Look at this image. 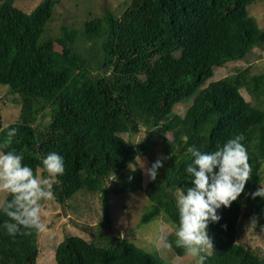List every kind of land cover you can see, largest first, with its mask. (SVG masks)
I'll use <instances>...</instances> for the list:
<instances>
[{
  "label": "trees",
  "instance_id": "16d2710c",
  "mask_svg": "<svg viewBox=\"0 0 264 264\" xmlns=\"http://www.w3.org/2000/svg\"><path fill=\"white\" fill-rule=\"evenodd\" d=\"M256 1L128 0L79 29L63 26L53 38L45 32L59 0H43L31 12L0 0V85L21 109L18 120L4 125L0 107V143L7 131L18 130L2 150L22 153L37 176L40 169L49 175L42 159L50 152L62 156L65 172L51 182L53 196L64 204L79 190L100 192L105 232L112 229L110 196L143 187L142 170L129 165L137 155L154 160L159 146L160 157L169 158L145 187L150 204L141 223L164 217L177 230V192L191 186L188 148L213 152L242 134L251 176L237 200L217 210L219 222L209 223L213 249L204 264H264L261 252L240 242L242 218L258 213L264 223V198L250 195L264 180V72L246 67L215 79L217 68L249 61L264 45V32L257 37L249 18ZM143 128L147 136L136 143ZM7 219L0 211V264H36L41 232L10 236ZM175 240V232L165 239L178 256L186 255ZM56 262L171 264L127 236L104 233L93 240L66 236Z\"/></svg>",
  "mask_w": 264,
  "mask_h": 264
},
{
  "label": "rangeland",
  "instance_id": "374dc122",
  "mask_svg": "<svg viewBox=\"0 0 264 264\" xmlns=\"http://www.w3.org/2000/svg\"><path fill=\"white\" fill-rule=\"evenodd\" d=\"M43 0H15V4L27 12H31ZM128 0H59L55 6L52 20L48 23L45 36L59 37L62 35V27L68 26L79 29L84 21L93 16L102 15L107 10L119 9L120 4ZM249 18L253 28L260 37L264 32V0H257L249 6ZM56 50H61V44L55 40ZM255 57L249 61L230 62L219 67L215 72V79L222 78L235 73L238 69L250 67L252 73L264 72V45L254 49ZM7 85H0V107L4 125L18 120L20 116V104L15 100V96H7ZM244 97L253 101L247 90H242ZM180 110H186L187 106L180 104ZM147 136L145 128L133 139L136 143L141 142ZM170 139H174L172 133H168ZM0 151H3L0 149ZM155 158L148 156L141 157L145 160L146 166L150 167L157 158L160 157V148L155 149ZM135 169H141L136 164ZM264 168V167H263ZM129 167L127 170H130ZM143 173V171H142ZM39 177H54L43 175V169L39 170ZM151 180L143 173V187L134 192L123 194H112L109 198L110 216L112 219V229L101 231L99 223L102 219V204L100 192H90L85 189L79 190L72 198L64 204L58 202L53 196L50 200L41 201V218L46 225V230L41 232L39 238V256L36 264H57L56 249L58 244L69 235H80L88 240L99 239L101 233L112 236H127L138 246L147 251L160 255L171 264H196L197 258L188 255L178 256L171 247H165V239L171 233L176 232V227L164 217L156 218L148 223L142 224L141 218L150 204V200L145 192V187ZM115 182L112 176L108 180V186ZM264 186V180L261 184ZM8 194L0 193V202L6 199ZM256 223H252V218H242L240 242L253 248L264 256V223L261 215L255 213ZM163 236L164 240L160 237ZM212 250V249H211ZM209 250V252L211 251Z\"/></svg>",
  "mask_w": 264,
  "mask_h": 264
},
{
  "label": "clouds",
  "instance_id": "9594fccd",
  "mask_svg": "<svg viewBox=\"0 0 264 264\" xmlns=\"http://www.w3.org/2000/svg\"><path fill=\"white\" fill-rule=\"evenodd\" d=\"M12 128L6 133L0 149H7L17 134ZM242 134L218 144L213 152H201L195 146L188 148L193 157L186 167L191 177V186L177 192L179 226L175 232V245L184 249L186 255L197 258L196 264H204L209 250L213 249L212 239L207 233L210 222H219L217 210L227 208L244 192L245 184L250 179L252 167L249 164L247 149L241 143ZM169 157H159L150 167L137 155L135 160L145 176L155 181L158 169ZM24 156L15 149L0 151V193H6L11 199L0 202V211L8 217L3 227L10 236L30 235L32 231L44 232L46 225L41 218V201L53 197L50 178L39 177L31 167L23 163ZM43 168L49 177L65 172L64 159L55 152H50L42 159ZM129 167L135 171V165ZM132 177H129L131 180ZM251 198H264V186L251 192ZM252 223H256L253 218ZM226 228V225L223 226ZM164 240V237H160ZM165 241V247L171 248Z\"/></svg>",
  "mask_w": 264,
  "mask_h": 264
}]
</instances>
